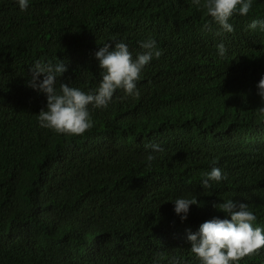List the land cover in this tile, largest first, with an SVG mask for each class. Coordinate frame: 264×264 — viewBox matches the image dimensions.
<instances>
[{
  "label": "trees",
  "instance_id": "obj_1",
  "mask_svg": "<svg viewBox=\"0 0 264 264\" xmlns=\"http://www.w3.org/2000/svg\"><path fill=\"white\" fill-rule=\"evenodd\" d=\"M254 19L264 0L233 14L232 33L191 0H29L24 11L0 0V264H153L159 252L198 264L187 235L226 218L212 205L227 199L264 228V30L248 28ZM149 37L163 55L142 71L139 98L118 90L106 109L89 106L94 126L81 136L39 126L36 61L66 64L57 90L88 92L102 79L99 47L123 41L135 58ZM149 144L165 149L150 167ZM213 167L227 178L204 189ZM193 196L181 221L173 202ZM240 264H264V249Z\"/></svg>",
  "mask_w": 264,
  "mask_h": 264
},
{
  "label": "clouds",
  "instance_id": "obj_2",
  "mask_svg": "<svg viewBox=\"0 0 264 264\" xmlns=\"http://www.w3.org/2000/svg\"><path fill=\"white\" fill-rule=\"evenodd\" d=\"M16 2L21 11L27 10L29 0ZM191 2L197 9L205 10L206 15L210 16L224 32L232 33L234 27L229 23L230 18L237 11L242 16L247 15L253 0H191ZM258 27L264 30V20L254 19L248 25L251 30ZM140 47L144 51L138 53L135 58L123 41L115 42L114 45L105 43L99 47L95 52V59L98 61L102 79L96 89L88 92L71 87L67 83H60L57 90V79L68 71L66 64L63 61L55 65L36 61L29 68L28 86L46 96V109H41L38 114L39 126L57 134L81 136L94 126L89 106L106 109L118 90L125 96L139 98L137 82L142 71L153 58L158 59L163 55L151 37L142 41ZM217 53L221 58L227 53L223 43L217 45ZM41 76L43 79L39 80ZM257 88L264 101V76L259 80ZM259 110L264 113V107ZM146 147L151 149L146 156L150 167L151 161L156 159L152 153H164L165 149L158 144H149ZM203 175L204 189L211 188L210 181L220 182L227 178L217 167ZM173 203L175 214L184 221L187 219L190 206L198 204V201L195 196L191 199L180 197ZM212 206L226 218L214 216L203 222L197 232H189L187 235V241L191 245L190 252L198 264H240L244 258L259 254L264 249V228L253 227L257 217L246 203L227 199ZM163 261H167V264H188L184 259L166 255L164 252L156 254L153 264H161Z\"/></svg>",
  "mask_w": 264,
  "mask_h": 264
}]
</instances>
